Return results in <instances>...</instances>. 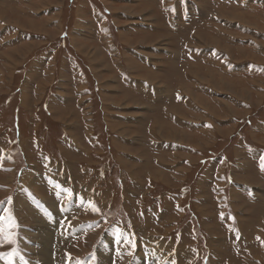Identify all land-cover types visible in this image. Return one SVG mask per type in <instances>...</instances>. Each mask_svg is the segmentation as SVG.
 Listing matches in <instances>:
<instances>
[{
  "label": "rangeland",
  "instance_id": "374dc122",
  "mask_svg": "<svg viewBox=\"0 0 264 264\" xmlns=\"http://www.w3.org/2000/svg\"><path fill=\"white\" fill-rule=\"evenodd\" d=\"M1 1L0 264H264V0Z\"/></svg>",
  "mask_w": 264,
  "mask_h": 264
},
{
  "label": "crops",
  "instance_id": "0c3cea01",
  "mask_svg": "<svg viewBox=\"0 0 264 264\" xmlns=\"http://www.w3.org/2000/svg\"><path fill=\"white\" fill-rule=\"evenodd\" d=\"M1 5H2V1L0 0V27H1V30H2V28L4 29L5 27H4V19L5 20H7L8 22H9V19H8V17H6V16H4V14H3V12H2V9H1ZM41 14H43V13H41ZM2 15V16H1ZM238 16V15H237ZM236 16V17H237ZM236 17H234V18H236ZM255 17V16H254ZM257 17V16H256ZM42 18H44L43 16H42ZM233 23L235 22V21H232ZM14 25L15 24H19V23H13ZM237 26H239V24H236ZM224 28H227L226 26H224ZM228 29V28H227ZM9 30H11V31H15L16 29H13V28H11V29H9ZM244 30V29H243ZM3 32V31H2ZM232 38H235V36H231ZM230 37V38H231ZM237 37V36H236ZM213 51H210V53L212 54L213 52L215 53V50L217 51V52H220V51H222V49L221 48H213L212 49ZM11 51H13V52H15V50L14 49H12ZM0 58L3 60L2 61V63H0V66H3L2 64H5V62H7V55H6V50H5V46L4 45H0ZM11 62H13V60H10ZM13 64H14V62H13ZM219 65V64H218ZM218 67H220V66H218ZM189 68L191 69L190 70V72H188V73H191L193 76V79H194V77H196L197 79H198V77L196 76L197 74H198V71L200 70V67H199V65H196V66H193L192 64H190V66H189ZM194 70V71H193ZM252 70H254L253 72H254V74L258 77V75H264V67L263 66H258V67H256V66H254L253 68H252ZM206 71H210V69H207L206 68ZM2 72H4L3 71V69H2V67H0V76H1V73ZM211 72H214V71H211ZM238 72V75H237V77H240V78H243V77H241L240 76V71H237ZM215 75V74H214ZM213 75V77H214V80H216V78H215V76ZM261 77H263V76H261ZM1 78V77H0ZM223 78V77H222ZM222 78H221V80H222ZM264 78V77H263ZM224 80H225V78H224ZM241 80V79H240ZM4 81V80H3ZM257 81H261V80H257ZM24 82H31V76H28L27 77V79L26 80H24ZM184 82V80L183 79H180V77H175V79H173V87H175L176 89H174V90H170V86H168V83H166V86H164V87H162L161 88V90L162 89H164V92H165V96H166V100L168 101V102H166V104H164V102H163V105H166L165 107H170V106H178V107H176V111H181V109H178L179 108V106L182 104V100H183V97L184 96H182V94H184V92H185V94L184 95H186V96H189L190 98L188 99V103L189 104H195L196 106H198V105H200L201 103H208V104H210V105H214V107L212 106V108H210V112H212V116L211 117H208V119H210L211 121H212V119H213V116H215L216 117V119L217 118H222L223 119V117H221V116H219L218 115V112H219V110L222 108V106H223V108H225V106H226V104H228V103H230V102H232V101H224V96L223 95H225V94H221L222 92L219 90V89H217V87L215 88V87H213V86H211L209 83H207V85L205 86V85H200V86H203V87H198V88H200V89H202V91L204 92V93H206L207 95H208V97H209V99L208 100H206L205 101V99H201V95H200V93L198 94V92H196L195 91V89L193 88V86H192V88H189L188 87V85H186V84H184L183 83ZM182 83L184 84V85H182ZM198 83H199V81H198ZM258 84H260V83H258ZM244 85H245V83H244ZM198 88H196L197 90H198ZM262 88V87H261ZM261 88H257V89H261ZM177 89H179V91L181 92V93H175V91L177 90ZM213 92V93H212ZM239 92H245L244 93V95L245 96H247V94H246V90L245 89H240L239 90ZM220 93V94H219ZM221 95V96H220ZM244 95H242V96H244ZM174 96H176V97H174ZM219 98H221V100L219 99ZM225 99H230V97H228V96H226L225 97ZM169 100H171L170 102H169ZM234 101H237V100H234ZM156 104V103H155ZM169 105V106H168ZM175 108V107H174ZM189 108V107H188ZM206 108V107H205ZM167 110H169L168 108H167ZM186 110H188V109H186ZM172 112V111H171ZM199 117V116H198ZM208 119H202L201 118V116L199 117V120L196 122V123H194L193 124V128L192 129H194V131L196 130L197 131V136H200V135H203V136H210L211 138H210V140H213V136L216 134H218V135H223V132H221V129H224L223 127H225L226 126V123H227V125L228 126H226L225 128H227V127H230L231 125H229V122H231V121H228V120H222L221 119V121H220V123L218 122V123H216V125L213 127V126H211V125H209L208 123ZM207 121V122H206ZM224 123V124H223ZM220 124H222V125H225V126H222V125H220ZM204 131V132H203ZM260 131H262V129L260 130ZM211 132V133H210ZM226 133H228V128H227V131H226ZM215 135V136H216ZM203 136H201V137H203ZM215 166V169H216V171H218V168H219V165H222L221 164V162L220 161H218V162H215V164H214Z\"/></svg>",
  "mask_w": 264,
  "mask_h": 264
},
{
  "label": "bare ground",
  "instance_id": "6f19581e",
  "mask_svg": "<svg viewBox=\"0 0 264 264\" xmlns=\"http://www.w3.org/2000/svg\"><path fill=\"white\" fill-rule=\"evenodd\" d=\"M157 3V2H156ZM2 16V15H1ZM234 19V18H233ZM179 21V20H178ZM177 22V21H176ZM242 22V21H241ZM173 25H176V24H173ZM180 29V28H179ZM174 30V29H173ZM172 30V31H173ZM230 38V37H229ZM253 43V42H252ZM213 76V75H212ZM213 78V77H212ZM208 79V78H207ZM209 80V79H208ZM212 80V79H211ZM223 81L222 82H224V79H222ZM209 83V82H208ZM222 85H223V83H222ZM226 85H227V83H226ZM229 86V85H228ZM216 88V87H215ZM230 88V87H229ZM228 88V89H229ZM231 89V88H230ZM213 93V92H212ZM206 101V100H205ZM150 151V150H149ZM149 155V154H148ZM147 163V162H146ZM143 164H145V163H143ZM147 164H150V163H147ZM158 173V172H157Z\"/></svg>",
  "mask_w": 264,
  "mask_h": 264
},
{
  "label": "snow or ice",
  "instance_id": "6c2138e0",
  "mask_svg": "<svg viewBox=\"0 0 264 264\" xmlns=\"http://www.w3.org/2000/svg\"><path fill=\"white\" fill-rule=\"evenodd\" d=\"M260 166H261L262 170H264V158H262Z\"/></svg>",
  "mask_w": 264,
  "mask_h": 264
}]
</instances>
